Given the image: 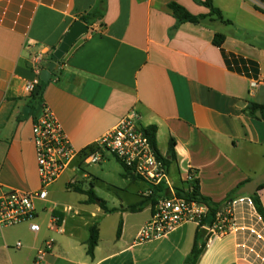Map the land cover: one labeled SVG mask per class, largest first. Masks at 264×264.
<instances>
[{
	"label": "crops",
	"instance_id": "0c3cea01",
	"mask_svg": "<svg viewBox=\"0 0 264 264\" xmlns=\"http://www.w3.org/2000/svg\"><path fill=\"white\" fill-rule=\"evenodd\" d=\"M213 2L230 24L207 20L177 25L169 5L177 3L193 15L208 14L196 0H106L102 18L85 23L89 33L52 72L42 102L79 151L92 148L136 111L144 128H156L157 151L169 163L167 190H184L192 174L203 196L216 203L233 198L235 228L224 236L204 231L206 247L197 264H264V222L250 195H239L264 174V120L247 111L251 104L264 103V0ZM100 8L101 0H0L2 190L40 188L32 142L39 104L29 105L31 97L24 92L26 81L35 77V56L43 55L44 70L74 23ZM217 34L225 37L221 47L214 45ZM253 82L259 86L251 95ZM25 107H31L29 116ZM96 166L77 159L50 187L48 200L36 202L38 234L30 232L28 224L0 228V264H33L46 241L55 245L43 264H184L198 226L186 223L163 239L136 243L153 208H146L148 221L135 227L128 218L137 213L127 208L143 199L140 193L147 185L121 165L123 171L117 173L124 188L115 189L128 194L129 202L110 208L104 201L114 210L105 213L99 201L91 202L85 194L92 189L98 198L95 171L101 169ZM73 178L78 191H72L86 196V209L75 210L57 200L72 192L68 185ZM258 194L264 206V189ZM73 211L90 218L70 223ZM116 214L122 217L121 237L118 224L115 237L106 238L100 218ZM43 216L47 219L41 223ZM54 216L61 219L62 233L51 229ZM94 225L99 242L90 257L87 242ZM19 242L21 249L16 248Z\"/></svg>",
	"mask_w": 264,
	"mask_h": 264
},
{
	"label": "built area",
	"instance_id": "2783aa9c",
	"mask_svg": "<svg viewBox=\"0 0 264 264\" xmlns=\"http://www.w3.org/2000/svg\"><path fill=\"white\" fill-rule=\"evenodd\" d=\"M43 55L34 58L35 77L26 81L24 92L31 97L41 82V65ZM259 83L250 84V94L253 95ZM32 142L36 151L40 188L37 191H4L0 186V228L15 227L28 224L33 234L41 230L38 223L36 202H46L49 189L61 176L74 168L77 159L86 165H100L112 156L120 162L125 170L147 185V189L140 193L144 199L154 195V190L168 184V171L163 158H161L151 142L147 129L140 124V117L136 111H131L123 117L117 125L103 137L98 139L92 148L77 150L64 132L61 123L45 102L38 105L33 116ZM81 171L80 169L75 168ZM195 180L189 174L186 193L193 191L191 183ZM78 182L73 178L68 190L77 188ZM208 213L206 205L178 196V193L169 190L168 196L158 198L150 220L141 228L135 242L146 243L157 241L176 231L186 223H195L201 226ZM61 219L52 217L51 229L62 233ZM210 236H224L235 228L233 201L228 202L216 215L212 227L202 226ZM53 241H46L37 250L33 264H43L46 256L54 249ZM23 247L22 243L16 245L17 249Z\"/></svg>",
	"mask_w": 264,
	"mask_h": 264
},
{
	"label": "trees",
	"instance_id": "16d2710c",
	"mask_svg": "<svg viewBox=\"0 0 264 264\" xmlns=\"http://www.w3.org/2000/svg\"><path fill=\"white\" fill-rule=\"evenodd\" d=\"M196 2L199 5L208 9L209 10L208 14L193 15L186 8H184L183 6H181L177 3H171L169 5V8L172 10L174 17L177 20V25H181L184 23L200 24V23L207 21V20L208 21H220V22H223L225 24H230V22L224 18L222 12L217 7H215L213 0H203V1H197L196 0ZM105 3H106V0H101L100 11H96V12L88 15L87 17H83L82 22L88 23L89 20H94L96 18H102V7L104 6ZM224 42H225V37L223 35L217 34L215 36L214 45L216 47H221L224 44ZM62 61H63V59L61 61H59L58 64H61ZM46 85H47V83L40 82L39 86H41V90L38 94L34 93L31 96V99L29 100V105L32 106L36 103L40 104L42 102V97H43L44 89H45ZM247 111L253 118H257V112H261L262 119L264 120V103L262 105L251 104ZM147 133L151 139V142L155 148V151L157 152V154L161 158H163L159 154V152L157 151V148H156V128L151 127L149 129H147ZM90 150H93V149H90ZM170 152L172 154V157L174 158V142H171ZM163 161H164L165 165L168 167V164H169L168 161H166L164 158H163ZM191 186L193 189V191L191 193H186L183 190H180V191H178V196L182 197V198L196 200V201L206 205L208 208V213H207L206 217L203 219L201 226H199L197 228L193 248L191 250V253L186 258L184 264H197L201 254L203 253V250L206 247V240H207V239H205V235L203 233L204 230H203L202 226L212 227L215 223L216 215L223 209V207L228 202L233 201V198L230 197V198L226 199L224 203H216L212 199L203 196L200 193V186H199V183L196 179L191 183ZM262 189H264V184H262L259 187V189L255 193V195H253V196L250 195L249 198L252 201L255 210L257 211V213L260 215V217L262 218V220L264 222V206H263L261 198L258 194V192L261 191ZM75 191H78V189H75ZM85 194H88L91 202L99 201L100 207L105 211V213L114 212V210L107 209L105 202L102 200H99L94 195V193L92 192V189L90 191L86 192ZM168 195H169V190H167L164 186H160L159 188L154 190V195H152L151 197L146 198V199L143 198L137 204L129 206L127 208V211H129L131 213H138V212H142L143 210H145L148 207L153 208L155 206L158 198H160L162 196H168ZM89 232L90 233H89V239L87 242V254H88V256L93 257L95 249H96L98 242H99V229H98L97 225H94L93 227H91ZM121 233H122V222H120L119 227H118L117 238L121 237ZM207 237H209V236L207 235Z\"/></svg>",
	"mask_w": 264,
	"mask_h": 264
},
{
	"label": "rangeland",
	"instance_id": "374dc122",
	"mask_svg": "<svg viewBox=\"0 0 264 264\" xmlns=\"http://www.w3.org/2000/svg\"><path fill=\"white\" fill-rule=\"evenodd\" d=\"M103 167L100 165H97L94 168H100L101 170L95 171V174L97 179L95 181V187H96V194L99 199L106 201L107 206L112 208V207H119L121 201L125 203L129 202L128 201V194L123 193V192H118L116 188H124V183L122 182V177L117 173V170H121L122 166L120 162H118L114 157H110L109 162L107 164H102ZM88 186V184H87ZM72 191V190H71ZM86 199V196L83 194H79L76 192H69L63 195H60L58 197V201L61 202L63 205L66 206H72L75 210H80V209H86L84 208V203L83 201ZM134 199V197L132 198ZM131 199V200H132ZM73 215H75V212H72ZM150 213L149 210L146 209L144 213H137V214H132L129 215V221L130 225L139 226L142 225L143 223H146L149 219ZM84 217V220H81V218ZM73 218V217H72ZM89 214H83L82 212L78 215H75L73 219H69L70 221H87L89 220ZM122 217L120 215H111V216H104L102 215L101 219V225L104 230V236L106 238H114L116 234V229L118 227L119 221ZM47 219L46 216H43L41 219V223L45 222ZM100 222V221H98ZM71 223V222H70ZM133 228H131L132 230ZM130 231V230H129Z\"/></svg>",
	"mask_w": 264,
	"mask_h": 264
},
{
	"label": "water",
	"instance_id": "95a60500",
	"mask_svg": "<svg viewBox=\"0 0 264 264\" xmlns=\"http://www.w3.org/2000/svg\"><path fill=\"white\" fill-rule=\"evenodd\" d=\"M89 33V27L87 24H85L82 21H76L74 25L71 27L69 32L66 34V36L63 38L60 46L54 51L52 55V60L46 65V68L42 70L41 73V82L42 83H48L52 72L56 69L57 64L59 61H61L71 50V48L74 46V44L84 35ZM41 90V86H38L35 94H38ZM24 114L25 116H29V113L31 112V107H25L24 108ZM257 117L261 118V112H257ZM264 184V174L259 176L257 179L250 181L247 183L243 189H241L239 195H255V193L258 191L259 187Z\"/></svg>",
	"mask_w": 264,
	"mask_h": 264
}]
</instances>
